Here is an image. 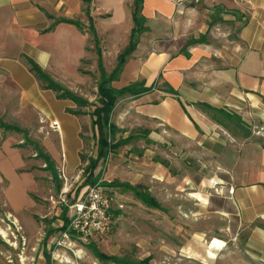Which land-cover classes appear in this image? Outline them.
Instances as JSON below:
<instances>
[{
  "label": "crops",
  "instance_id": "obj_1",
  "mask_svg": "<svg viewBox=\"0 0 264 264\" xmlns=\"http://www.w3.org/2000/svg\"><path fill=\"white\" fill-rule=\"evenodd\" d=\"M179 1L182 4L178 5ZM186 1L198 0H143L141 12L147 30L139 36L136 48L118 76L119 79L124 76L127 82L119 87H115L116 80L111 83L114 88H121L143 81L145 87H151L139 96L130 95L129 112L137 115L136 126L146 118L160 126L153 132L161 142L170 137L178 142L195 143L200 136H209L217 122L201 110L200 107L207 108L205 105L229 114L228 109H236L234 112L238 114L244 107L256 110L253 105L264 116V0H201L219 20L226 19L234 25L233 39L229 43L221 40L219 46H212L206 39L187 45L205 34L188 37L183 21ZM131 2H127L128 23L121 45L127 42L132 26ZM81 5L80 0H0V108L9 99L8 104L16 113L27 108L34 119H28L24 126L10 124L25 129L28 136L27 129L31 126L41 129L43 134L36 141L39 147L53 161L54 168L59 163L60 152L64 151L69 173L83 164L80 152L89 136L90 116L84 107L78 108L70 99L57 98L53 90L41 88L24 56L32 58L51 78H57L51 51L39 40L53 30L68 28L72 36L79 37L82 49L86 31L73 24L58 22L46 30L54 18L72 19L79 15ZM121 49L115 50V61ZM102 56L105 62L104 47ZM62 84L75 92V87L67 82ZM169 87L175 94L168 92ZM78 109L83 112L75 113ZM53 119L60 124L58 132L49 126ZM112 122L121 129L120 124ZM224 149L220 151L217 169L207 177L200 175L191 192L195 200L193 207L189 204L188 208L191 217L195 219L196 210L203 214L199 217V227L190 233V240L179 246V264H264V140L247 138L234 148ZM39 160L16 131L0 128L2 202L14 219L20 220L21 213L35 208L32 194H38L37 179L44 172L40 168L46 170ZM158 163L165 166L166 161ZM158 170L164 179L166 169ZM99 180L103 185L113 181ZM105 187L109 193L113 186ZM146 188L150 193V188ZM229 188L233 189L232 193L228 192ZM119 208L121 205L118 209L112 207V220L113 215L119 214ZM207 219L221 222L214 234ZM208 236L217 239L220 245L205 246L202 241ZM161 250L165 252L164 247ZM208 251L214 253L213 257ZM2 255L0 264H4Z\"/></svg>",
  "mask_w": 264,
  "mask_h": 264
},
{
  "label": "rangeland",
  "instance_id": "obj_2",
  "mask_svg": "<svg viewBox=\"0 0 264 264\" xmlns=\"http://www.w3.org/2000/svg\"><path fill=\"white\" fill-rule=\"evenodd\" d=\"M80 1L82 5L79 15L72 19L79 20L84 25L83 29L74 25L80 31H86L82 49L79 45V37L72 36L68 28L48 31L49 33L41 37L39 42L47 46L51 51L52 61H55L53 72L57 78L52 77L53 80L61 85L65 81L75 87V93L91 103L84 107L85 112L89 113L96 103V84L99 74L88 26L89 20L98 38L104 41L100 46L104 47L103 64L105 70L109 72L115 61L113 56L115 50L119 47L123 49L127 44L126 42L121 45L128 23L126 17L128 0H90L87 4ZM87 5L88 17L85 11ZM183 6H185L183 21L184 27L188 28L186 31L188 37L204 33V40L206 39L212 46H219L221 40H228L229 43L235 36L233 23L226 19L219 20V17L214 15V11L202 4L201 0L186 1ZM79 54H81L80 59H77ZM126 82V78L121 76L116 80L117 85H114L119 87ZM13 97L15 100V94ZM8 101L4 100V105L0 108V115L4 121L24 126L28 119H34V115L29 113L27 108L16 113L15 109H11ZM131 102L130 95L120 96L116 102L112 121L120 124L122 129L116 137L133 134L134 138L111 151L105 162L98 165L96 172H99L102 181H127L135 185L141 184L143 187L148 186L150 193L160 202L162 208L148 207L131 191L110 187L108 195L111 197V206L118 209L121 205L122 208H119V214L113 215L111 228L103 234L94 236L91 243L107 255H115L130 261L137 262L148 257V264H179V246L187 244L192 230L199 227L198 222L201 219L199 217L203 214V211L197 213L196 210L193 219L192 212L188 209L189 204L193 207L195 202L191 196V192L197 186L195 182L200 175L207 177L217 169L220 151L225 150L224 148L230 146L234 148V145L240 144L247 138L264 140L263 111L253 105L251 107L256 110L244 107L239 114L234 112L237 111L236 109H228L232 118H227L219 111L200 107L209 118L217 122L209 136H200L195 143L178 142L170 137L164 138L161 142L153 132H157V127H160L156 126L154 121L146 118L140 126L135 125L137 115L129 112ZM37 128L31 126L27 129L30 136L28 133L25 135L17 132V134L22 139L27 136L28 140L37 143L36 141L39 142V137L43 134V131L41 129L38 131ZM30 147L32 148V145ZM95 152L96 138L90 126L89 136L84 141L80 155L88 158L94 156ZM161 160L166 161L165 166L158 165V161ZM82 163L78 167L82 172L78 181L73 183L74 186L80 185L85 177L83 168L87 162ZM158 168L166 169L164 179L162 171ZM40 169L44 172H41L37 179L38 194H32L35 208L25 210L24 214L21 213L20 220L14 219L3 205L2 184H0V217L2 218L0 259L3 252L4 264L6 262L7 264H46L42 253V240L49 226L43 219L56 217V214L46 199L54 184L49 171ZM76 174L77 170L71 175ZM71 181H74V178ZM207 223L212 229V234L221 225L218 219H207ZM56 224V221H53L51 227L56 228ZM211 238L206 237L202 241L203 244L205 246L210 244L211 247L220 245L217 239ZM161 247H164L165 252ZM46 248L50 253L51 264H121L99 261L89 247L63 238L58 231L53 232L48 238ZM208 255L213 257L214 253L208 251Z\"/></svg>",
  "mask_w": 264,
  "mask_h": 264
},
{
  "label": "trees",
  "instance_id": "obj_3",
  "mask_svg": "<svg viewBox=\"0 0 264 264\" xmlns=\"http://www.w3.org/2000/svg\"><path fill=\"white\" fill-rule=\"evenodd\" d=\"M84 3H88L90 0H82ZM142 4L143 0H132L131 2V21L132 26L129 31L128 41L126 46L117 54L115 65L110 72H107L104 68L103 64V56H102V48L100 46V39L98 38L96 32L94 31V27L92 26L89 20V29L91 32V37L93 41L94 51L97 57V64H98V79L96 84V103L93 105V109L88 113L91 119V127L94 130V135L96 138V152L94 156H89L85 158L84 156H80L82 162H87L85 167L83 168L84 179L78 185L77 190L87 184H94L99 180V172H96L98 165L104 163L108 154L117 149L118 147L125 145L128 143L132 138H134L133 134H129L126 137L118 136L116 134L121 132L122 129L117 127L111 121V113L112 110L117 102V99L120 96L125 94L131 96H139L145 92H148L151 87H145L144 82H135L123 86L121 88H114L111 86V83L118 79L119 73L121 72L127 57L134 51L138 42L139 36L147 30V26L145 25L146 18L142 15ZM87 17L88 15V5L85 8ZM48 17H52L47 15ZM58 22H67L70 24L75 25L79 29H83V24L79 20L75 19H67V18H54L53 23L46 29L51 30L55 24ZM204 35H201L199 38L195 40H191L187 42V45L193 43H200L203 42ZM26 63L28 64L29 71H31L35 77L40 81L41 88L43 89H51L56 93L57 98H68L73 101L78 108H82L91 103L84 99L83 97L77 95L75 92L70 91L63 85L59 84L55 80H53L32 58L28 56H24ZM168 92L171 94H175V90L169 87ZM208 109L215 110L209 105H205ZM217 111L224 114L227 118H232V114L226 113L220 109ZM82 110L78 109L75 113H81ZM0 128L3 130H14L16 132L22 133L27 135V131L18 125L10 124L5 122L0 117ZM24 144L32 145V150L36 154V158H40L43 163H45V169L49 171L51 175V180L54 186L58 189L60 186V181L57 178L56 170L54 168L53 161L45 155L42 149L39 147L38 143H33L31 140L27 139V136L23 138ZM105 185L108 186H118L122 187L125 190H130L138 199H140L144 204L149 207L161 209V205L157 202V200L150 195L149 191L146 187H143L141 184L131 185L129 183L117 182L112 181ZM33 197V195H32ZM34 199V197H33ZM65 211L61 214V217L64 218ZM57 217H51L50 219H43L48 224L47 230H45V234L42 240V253L45 257V263L51 264L50 260V253L46 248V241L51 236V234L55 231H61V227H51L53 221H56ZM90 248L92 254L102 262H114V263H121V264H148L149 258L146 257L141 261H130L127 259L120 258L115 255H107L101 252L94 244L91 242L87 245Z\"/></svg>",
  "mask_w": 264,
  "mask_h": 264
},
{
  "label": "built area",
  "instance_id": "obj_4",
  "mask_svg": "<svg viewBox=\"0 0 264 264\" xmlns=\"http://www.w3.org/2000/svg\"><path fill=\"white\" fill-rule=\"evenodd\" d=\"M180 4L182 1H179L178 5ZM49 126L53 131L58 132L60 129V124L55 119L50 121ZM55 170L60 186L58 189L53 186L46 199L55 210L56 226L62 228L58 232L65 239L87 246L94 236L103 234L111 228L113 222L111 197L100 180L77 190L78 185L74 186L73 183L78 181L82 169H77V174L72 176V173L66 170L64 151L60 152ZM72 178L74 181H71ZM232 191L233 189L229 188L228 192ZM63 211L64 218L61 217Z\"/></svg>",
  "mask_w": 264,
  "mask_h": 264
}]
</instances>
